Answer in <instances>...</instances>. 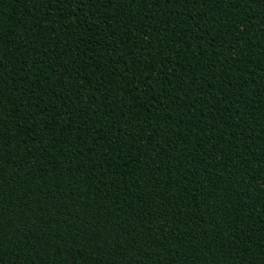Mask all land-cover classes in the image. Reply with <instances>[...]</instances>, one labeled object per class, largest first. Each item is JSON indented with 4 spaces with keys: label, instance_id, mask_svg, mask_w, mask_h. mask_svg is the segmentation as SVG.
Masks as SVG:
<instances>
[{
    "label": "trees",
    "instance_id": "16d2710c",
    "mask_svg": "<svg viewBox=\"0 0 264 264\" xmlns=\"http://www.w3.org/2000/svg\"><path fill=\"white\" fill-rule=\"evenodd\" d=\"M0 264H264V0H0Z\"/></svg>",
    "mask_w": 264,
    "mask_h": 264
}]
</instances>
